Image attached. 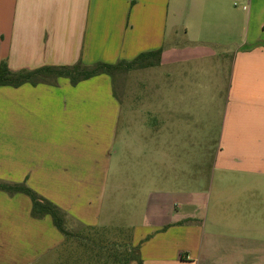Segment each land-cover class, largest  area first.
I'll return each instance as SVG.
<instances>
[{
    "label": "crops",
    "instance_id": "obj_1",
    "mask_svg": "<svg viewBox=\"0 0 264 264\" xmlns=\"http://www.w3.org/2000/svg\"><path fill=\"white\" fill-rule=\"evenodd\" d=\"M171 4L201 29L196 38L187 27L184 38L207 47L177 37L170 47ZM157 50L161 63L145 70L163 79L146 87L144 115L132 111L126 124L106 74L0 87V184L24 185L55 205L66 231L37 213L29 194L0 188V264H64L70 237L122 226L141 257L129 264H264V196L241 233L228 223L231 199L211 205L170 176L171 132L200 122L183 103L186 64L210 58L224 78L213 168L263 182L264 0H0V64L13 71L115 64Z\"/></svg>",
    "mask_w": 264,
    "mask_h": 264
},
{
    "label": "rangeland",
    "instance_id": "obj_2",
    "mask_svg": "<svg viewBox=\"0 0 264 264\" xmlns=\"http://www.w3.org/2000/svg\"><path fill=\"white\" fill-rule=\"evenodd\" d=\"M236 2L239 4L238 1ZM172 6L173 4L169 8V28L167 31V35H169L167 42L171 44L170 47H175L172 43L176 37L180 41L185 39L186 43L188 40L194 41L197 47H207L200 43L199 39L195 40L187 36L184 38L187 27H189L191 36L196 38H201V29L191 26V21H196V19H193L190 11L183 9L175 12ZM240 31V35L243 36L244 30L241 29ZM233 42L228 41L224 45L235 47L236 44ZM208 48L210 47L208 46ZM214 65L210 58L186 64L191 71L190 79H187L191 85L189 90L192 89L196 92L191 93L190 98V91L187 88V96L185 93L186 99L183 103L187 113L196 112V116H200V122L195 123L187 119V123L181 124L183 129L180 132H171L170 176L171 180L178 182L181 188L196 192L201 190L200 196L203 199L208 196L211 197V205L214 199L221 196L231 199L232 203L228 204L227 209V213L231 217V221L228 223H235L233 227L242 233L244 222L256 206L252 202H255L256 198L264 196V179L257 188L253 182L259 179L239 172L213 168L215 156L220 146L223 115L221 111L222 95L217 94L216 89L224 82V78L220 74H216ZM153 71L155 72L139 69L127 73L118 72L109 76L123 102L122 123L125 122L126 124L124 117L129 118L132 111L144 115L146 87L150 83H160L163 79L161 71ZM178 80L179 78L175 76V81ZM181 98L182 95L179 94L178 100ZM136 101L138 104L135 103ZM131 102L134 103L133 106ZM128 134L130 137L133 133L129 132ZM194 181L200 182V184L198 185ZM125 213L127 211L121 213L123 218L126 217ZM249 221L256 224V218H250ZM262 221L264 224V220ZM119 228L116 230L114 227L108 230L84 229L85 231L83 230L80 238L83 240H77L76 236L70 237L68 239V251L64 252L63 255L64 257L71 255V257L68 256L64 264H115L113 263L115 254L126 255L128 253L126 247L128 245L126 244L130 238V236L125 235L124 231L126 230L123 229V226Z\"/></svg>",
    "mask_w": 264,
    "mask_h": 264
},
{
    "label": "trees",
    "instance_id": "obj_3",
    "mask_svg": "<svg viewBox=\"0 0 264 264\" xmlns=\"http://www.w3.org/2000/svg\"><path fill=\"white\" fill-rule=\"evenodd\" d=\"M162 50L150 51L141 53L132 61H119L115 64L97 63L93 66H86L78 63L69 67H43L36 70H21L13 71L6 62L0 64V87L13 86L18 87L25 83L38 84L41 82H48L50 79H58L60 77H67L73 84L90 79L102 74L114 75V73L130 72L133 70L145 69L158 66L161 63ZM0 188L10 192H24L31 196L34 202V209L40 214H51L55 220L56 225L63 232V219L61 212L55 205L39 197L32 190L24 185L7 186L0 184ZM126 255H114L113 263L115 264H129L133 260L141 261L139 248L129 249Z\"/></svg>",
    "mask_w": 264,
    "mask_h": 264
}]
</instances>
